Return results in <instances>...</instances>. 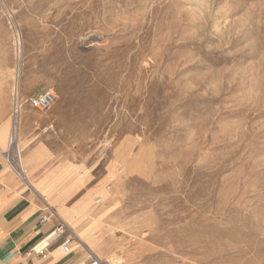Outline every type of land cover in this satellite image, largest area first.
Wrapping results in <instances>:
<instances>
[{"label": "rangeland", "instance_id": "obj_1", "mask_svg": "<svg viewBox=\"0 0 264 264\" xmlns=\"http://www.w3.org/2000/svg\"><path fill=\"white\" fill-rule=\"evenodd\" d=\"M0 85L108 264H264V0H0Z\"/></svg>", "mask_w": 264, "mask_h": 264}, {"label": "crops", "instance_id": "obj_2", "mask_svg": "<svg viewBox=\"0 0 264 264\" xmlns=\"http://www.w3.org/2000/svg\"><path fill=\"white\" fill-rule=\"evenodd\" d=\"M11 109V90L0 85V264H80L83 254L77 246L64 253L58 246L60 238L49 236L56 221L50 217L41 222L40 218L57 211L45 198L44 180L52 177L47 174L83 172L76 164L55 158L46 145L32 144L19 127L23 142L20 161L24 169V177H19L4 154L11 128ZM47 240L50 241L42 252L32 250Z\"/></svg>", "mask_w": 264, "mask_h": 264}, {"label": "built area", "instance_id": "obj_3", "mask_svg": "<svg viewBox=\"0 0 264 264\" xmlns=\"http://www.w3.org/2000/svg\"><path fill=\"white\" fill-rule=\"evenodd\" d=\"M17 97V98H16ZM12 98V109H11V128L7 140V148L4 152L5 158L13 171L21 178L24 177V169L20 161V152L18 144L19 126H20V109L21 102L18 95ZM55 94L52 89H45L37 96L29 97L28 102L36 110H45L53 102ZM54 217L56 224L49 236L52 238H60L58 244L62 252L67 253L71 250L73 240L76 237L74 232L69 226L58 216L55 212L42 216L41 222H46L49 218ZM50 240L45 241L42 244H37L32 247V250L36 252H42V250L48 245ZM80 264H108L103 258H100L96 254L87 251V256L80 260Z\"/></svg>", "mask_w": 264, "mask_h": 264}, {"label": "bare ground", "instance_id": "obj_4", "mask_svg": "<svg viewBox=\"0 0 264 264\" xmlns=\"http://www.w3.org/2000/svg\"><path fill=\"white\" fill-rule=\"evenodd\" d=\"M20 40V39H19ZM20 45V44H19ZM16 49H17V47H16ZM20 54V53H19ZM26 175V174H25ZM27 181V180H26ZM29 181V180H28ZM30 182V181H29ZM30 185H32V184H30ZM41 198V197H40ZM87 208V207H86ZM98 212V211H97ZM99 213V212H98ZM57 215V214H56ZM60 217V216H59ZM61 218V217H60ZM62 219V218H61ZM63 220V219H62ZM64 221V220H63ZM65 222V221H64ZM66 223V222H65ZM67 224V223H66ZM68 225V224H67ZM75 234V233H74ZM76 236V238H78V240H79V244H80V246H82V247H84L88 252H92L89 248H88V246L84 243V241L82 240V238L81 237H79L77 234L75 235ZM86 240V239H85Z\"/></svg>", "mask_w": 264, "mask_h": 264}]
</instances>
